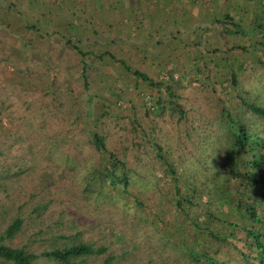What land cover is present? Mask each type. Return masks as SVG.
<instances>
[{"label": "rangeland", "instance_id": "obj_1", "mask_svg": "<svg viewBox=\"0 0 264 264\" xmlns=\"http://www.w3.org/2000/svg\"><path fill=\"white\" fill-rule=\"evenodd\" d=\"M230 1L228 13L233 23L238 24L234 27L237 34L227 35L230 37L225 39L218 35L215 40L213 38V41H208L205 36H208L210 31L218 33L223 30L222 24L215 26L214 22H211L208 29L202 28L201 24L194 25L195 32L187 35V39L197 41L194 42L195 48L191 47L192 50L199 51L195 57L199 58L197 69L200 78L195 84H191V81L188 84H173L175 96L178 97L176 101L181 104L184 114L187 112V124L184 125L176 123L177 114L170 116L169 109H166L163 118L157 119L146 114L148 103H152L158 96L157 91L148 84H133L120 77L122 72L115 71L111 63L118 57L115 55L116 49L110 50L113 47L121 50L128 48L130 43L121 39L124 37L121 36L111 42L112 44L101 47L104 51L109 50L104 57L99 58L107 62L108 66L102 67V72H96L97 74L88 73L92 67H87V84L81 83L78 74L75 80L78 82L74 81L75 84L65 82L52 86L51 80L61 75L55 72L48 61L39 66L26 64L31 59L41 61L47 56L40 54L42 58L40 55L27 59L22 57V54H26L22 46L33 54L34 50H30L32 45L27 47L20 37L10 35L9 43L15 47L12 52L14 56L0 57V63L6 61L7 69L10 70L7 72L9 79L0 80V176L2 169L8 167L13 177L11 182L0 190V198L7 199L8 211L4 210L5 213L21 216L24 218V225L20 234L7 240V244L13 247L26 246L30 251L39 253L48 249L55 240L57 246L67 242L58 240L56 234L72 235L81 231L86 236L85 240L104 246L108 250L105 255L89 258L86 264H103V260L111 253L117 256L113 264H193L179 249L164 247L165 239L162 237V230H159L160 225L153 227L142 223L131 198L124 202L126 205L123 208L121 203L119 206L107 203L97 192L82 194L87 173L102 162L100 154L89 143V134L97 130L91 122L99 117L102 130L108 137L106 141L109 150L126 160L128 167L133 170V175L136 174L130 187L131 192L140 196L145 204L151 201L150 210L159 212V205L164 209L166 199L163 193L169 176L166 178V173L159 171L162 164L153 158V154L145 155L151 147L140 142V150L136 151L132 141H139L140 134L138 131L136 133L137 124L134 120L147 133L150 134L154 130L157 136L168 138V149L163 155L167 158L166 161L170 162L171 152L176 155L179 150L176 136H183V129L193 136L201 134L200 131L205 128L206 122L215 116L213 110L221 104L219 99L225 101L234 111L236 108H243L240 100L234 97V89L228 84L231 73L237 78V84H240L239 96L252 100L258 95L260 103L264 104V5H261L264 0H254L257 4L253 8L249 7L252 6L251 3L243 4V0ZM192 3L195 6H212L213 0H192ZM81 46L75 47L81 52L89 48L87 44ZM214 49H217V52L214 53ZM94 62L100 61L94 59ZM192 69L196 71L195 66ZM34 74L42 78L39 84L27 82ZM90 75L100 81L96 84L90 82ZM63 77L62 75V80ZM185 79L189 81L190 76L187 74ZM118 81L126 87L118 89ZM250 84H256L258 88L255 89ZM128 86L133 90L128 91ZM162 99L168 100L167 93H163ZM47 123L51 124L48 128ZM43 127L47 128L48 135L58 131L57 134H62L63 137L74 135L81 140L79 144L89 156L88 168L82 175H72L63 170L61 178V173L55 171V157L61 159L63 156L51 155L48 152H61V144L53 138L44 137L46 131H43ZM256 127L264 133V122ZM125 148H129V152H126ZM72 152L65 150L62 154L66 153L72 157ZM216 153V160L212 164L209 163L211 159H208L202 166L196 165L195 159L189 158L190 163H187V166L192 167L195 183L203 182L211 186V181L216 180L213 177L225 172L223 155ZM77 162L79 161L75 160L74 164ZM80 164L81 168H85L82 162ZM64 165L62 168L65 169L68 163L64 162ZM177 165L178 171H181L186 164L180 165L178 162ZM37 203L41 204V216L36 218L32 210ZM72 222L77 224L76 229ZM35 264L57 263L39 258Z\"/></svg>", "mask_w": 264, "mask_h": 264}, {"label": "trees", "instance_id": "obj_2", "mask_svg": "<svg viewBox=\"0 0 264 264\" xmlns=\"http://www.w3.org/2000/svg\"><path fill=\"white\" fill-rule=\"evenodd\" d=\"M221 23L225 35L238 33L234 28L238 24L233 23L231 16H225ZM214 51L217 52V49ZM132 74L146 81L150 88L157 91L158 96L152 102V107L145 106L146 114L157 119L163 118L166 109H169L170 116L177 114V124H187V112L184 114L181 104L177 103L178 97L175 96L172 83L150 80L136 72ZM229 77L228 84L234 89V97L240 100L243 108H236L234 111L225 101L219 99L221 104L213 110L215 116L206 122L207 125L200 131L201 134L193 136L183 129L184 135L176 136L179 150L176 155L169 151L172 155L170 162L166 161L167 158L163 155L168 149V138L157 136L154 130L150 134L147 133L134 120L137 124L136 133L138 131L140 134L139 141H132L136 151L140 150V142L151 147L145 155L153 154V158L162 164L159 171L166 173V178L169 176L163 193L166 199L163 205L165 208L159 205V212L150 210L151 201L145 204L140 196L131 192L130 187L136 174L133 175V170L128 167L126 160L109 150L106 141L108 137L102 130L100 118L97 117L91 122L97 130L89 134V143L100 154L102 162L87 173L82 194L97 192L107 203L118 206L121 203L123 208L126 205L124 202L131 198L142 223L153 227L160 225L159 230H162V237L165 239L164 247L179 249L193 264H264V133L256 127L264 122V104L260 103L258 95L252 100L239 96L240 84H237V78L232 73ZM250 85L258 88L256 84ZM210 90L215 93L211 87ZM163 93H167L168 100L162 99ZM49 125L51 124L47 123L46 127ZM47 128L43 127V131H46L44 137L53 138L61 144V152H48L51 155L63 156L61 159L55 157V171L61 173V178L63 170L72 175H82L88 168L89 156L79 144L81 140L74 135L63 137L62 134H57L58 131L48 135ZM65 150L73 151L72 157L66 153L62 154ZM124 150L129 152L130 149ZM216 152L223 155L225 172L215 175L213 178L216 180L211 181V186L203 182L195 183L192 167L187 166V163H190L189 158L195 159L196 165L199 166L208 159H211L209 163L212 164L216 160ZM75 160L79 162L74 164ZM64 162L68 163L65 169L62 168L65 166ZM80 162L85 168H81ZM178 162L180 165L186 164L181 171L177 169ZM0 177L2 190L12 180L10 168L4 167ZM6 202V198H0V264H35L39 258L57 264H86L89 258L105 255L108 251L104 246L85 240L86 236L81 231L72 235L56 234L58 240L67 242L57 246L55 240L48 249L39 253L30 251L26 246L13 247L6 241L20 234L24 218L16 214L7 215ZM40 209V203L34 205L32 212L36 218L41 216ZM124 210L127 213V210ZM6 220L8 222H5ZM72 225L76 229L77 224L72 222ZM39 231L43 233L42 230ZM108 255L103 264H113L117 257L114 253Z\"/></svg>", "mask_w": 264, "mask_h": 264}, {"label": "crops", "instance_id": "obj_3", "mask_svg": "<svg viewBox=\"0 0 264 264\" xmlns=\"http://www.w3.org/2000/svg\"><path fill=\"white\" fill-rule=\"evenodd\" d=\"M230 2L213 0L212 6H195L192 0H0V57L14 56L15 47L9 43L10 35L14 34L27 47L32 45L30 50H34L30 54L22 46L26 52L22 57L47 56L41 61L31 59L26 64L39 66L48 61L55 72L64 76L63 80L61 76L53 78V84H75L78 74L81 83L87 84V67H92L88 73L97 74L102 72V67L108 66L99 58L109 50L104 51L101 47L122 36L127 38L121 39L129 42L130 46L125 50L118 47L110 50L116 49L118 59L111 65H114L115 71L123 73L119 74L120 77L133 84H147L132 74L136 72L165 84H188L190 81L195 84L200 78L197 73L199 58L195 57L198 50H192L197 41L187 39V35L195 32L194 25L201 24L202 28L208 29L211 22L215 26L222 24L224 17L230 16ZM244 3H251L250 8L257 4L254 0H243ZM261 4L264 5V1ZM224 33L221 30L218 33L210 31L205 37L208 41L215 40L218 35L222 39L230 37ZM82 44H87L89 48L83 52L76 49V45ZM94 59L100 62L95 63ZM5 62L0 63V80L9 79L7 72L10 70ZM187 74L189 81L185 79ZM40 79L42 81L34 74L27 82L39 84ZM90 79L95 84L100 81L91 75Z\"/></svg>", "mask_w": 264, "mask_h": 264}, {"label": "built area", "instance_id": "obj_4", "mask_svg": "<svg viewBox=\"0 0 264 264\" xmlns=\"http://www.w3.org/2000/svg\"><path fill=\"white\" fill-rule=\"evenodd\" d=\"M116 84H117V88L118 89H122V88L126 87V85H124L120 81H118ZM127 89H128V91H132L133 90V88L132 87H129V86L127 87ZM148 107H152V103H148Z\"/></svg>", "mask_w": 264, "mask_h": 264}]
</instances>
